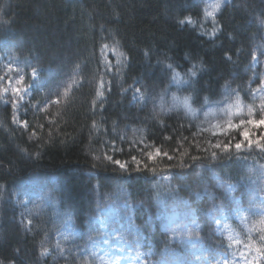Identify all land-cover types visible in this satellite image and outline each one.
<instances>
[{
	"label": "trees",
	"instance_id": "16d2710c",
	"mask_svg": "<svg viewBox=\"0 0 264 264\" xmlns=\"http://www.w3.org/2000/svg\"><path fill=\"white\" fill-rule=\"evenodd\" d=\"M210 2L0 0V54L30 88L13 99L0 82V264H101L96 246L106 233L95 218L108 206L120 208L135 264H194L159 219L173 208L197 215L191 236L208 254L264 264L256 232L252 250L244 247L247 229L264 219V149L237 150L236 131L220 137L230 149H217L205 131L228 119L221 110L237 97L233 122L264 115V0H223L215 19L205 17ZM249 131L258 140L262 128ZM229 185L248 217L231 220V241L213 221L235 205ZM28 189L37 193L26 202ZM68 228L74 233L58 239Z\"/></svg>",
	"mask_w": 264,
	"mask_h": 264
},
{
	"label": "rangeland",
	"instance_id": "374dc122",
	"mask_svg": "<svg viewBox=\"0 0 264 264\" xmlns=\"http://www.w3.org/2000/svg\"><path fill=\"white\" fill-rule=\"evenodd\" d=\"M2 54H0V69L4 72L1 75L0 82L3 85L4 88H8V92L3 91V96H10L13 99L20 98L24 99V97L30 93V88H26L22 85V82L17 83L19 80V76H14L15 69H9L7 67V64H9L8 61H5L3 59ZM255 64H258V59L256 60ZM262 70V93L264 95V58L260 62ZM4 68V69H3ZM16 77V78H15ZM32 77L35 79L36 74ZM19 87L22 89L21 93L19 95L13 93L12 89ZM25 89H27V92L25 93ZM22 97V98H21ZM249 127V126H248ZM252 128L257 129L254 125H252ZM262 128L261 135H264V126L260 127ZM250 135V131H249ZM256 135L258 133L256 132ZM261 135H258L260 137ZM229 191L231 188H228ZM26 196V202H28L33 196L36 195L37 191L34 189H28ZM264 200V195H263ZM236 203V202H235ZM240 210V212L238 211ZM237 212L242 214H237ZM120 208H117L115 206H108L107 208H104L102 211H100L99 215L95 218V222L98 224V227L103 230L106 234L102 237V241L98 243L96 246L98 249V253L101 255V258L105 261L107 260H113L116 258H119L118 264H135L136 261V255L132 251H130L128 248L130 247V244H126L124 242L123 236H122V230L121 226L123 225V221L120 217ZM189 215L187 211L185 210H177L173 214H165L160 216V218L163 220L164 226L163 229L167 230L168 232H171L173 235V239L175 241H178L180 243L186 244V250L188 251L189 257H194L198 259V263L195 262V260L190 261V263L194 264H249V262H252V264H256V261H253V259H239L236 258L235 261L230 260L228 256H219L217 254H207L206 252L208 249H201L204 253H199V248L194 247L193 243L189 241V236H187L188 232L190 231L191 227L199 228L198 222L192 221L189 219ZM245 216V213L243 212V209L238 208L237 206L233 207L232 209H222L219 211V215L214 218L216 227L218 229V232L220 234H225L227 237L231 235L233 239H238V234H235V231L233 228H231V220L237 219L240 222H242L241 217ZM190 222H192L190 224ZM225 225L230 226L231 232L229 230H226ZM182 228V229H181ZM70 228H68L65 232L60 234L58 239H64L69 238L71 234L74 233V231L70 232ZM183 230V232L181 231ZM57 249H60V246L58 245L56 247ZM213 256V257H212ZM188 259V257H185ZM188 261V260H187ZM202 261V262H201ZM163 264H185L182 261L179 260H165Z\"/></svg>",
	"mask_w": 264,
	"mask_h": 264
},
{
	"label": "snow or ice",
	"instance_id": "6c2138e0",
	"mask_svg": "<svg viewBox=\"0 0 264 264\" xmlns=\"http://www.w3.org/2000/svg\"><path fill=\"white\" fill-rule=\"evenodd\" d=\"M222 2H223V0H211V2L208 3L204 9L205 17H212L213 19H215V15L220 10ZM185 19L194 23V21L191 20V17H186ZM180 22L182 24L184 23L183 20H181ZM261 24H264V20H261ZM216 30L217 29H213V32L210 33V35H214ZM105 47H107V46H105ZM113 50H115V49H113ZM262 54H264V53H262ZM167 67L169 69H172L173 65L168 64ZM35 74H36L35 70H33V75H35ZM191 75L195 76L196 72L192 71ZM173 79H176V80L180 79V73L174 72ZM23 80H24V76L20 75L17 83H20ZM100 83L103 84V81H101ZM3 91L8 92L9 89L4 88ZM12 91H13V93L19 95L21 93L22 89L19 87H16V88H13ZM24 91L26 93L27 89H25ZM135 92L139 93L140 90L135 89ZM98 95H102V93H98ZM135 98H136V96L134 95V99ZM140 98L143 99V96L141 95ZM173 99L176 100L178 98L174 96ZM183 104L189 111H193V109L191 108L189 97L184 98ZM161 107H163V99L162 98H161ZM231 109H235V111L234 112L230 111ZM259 110L261 113H264V102H262L259 105ZM221 111H223L224 115L227 116L228 119L225 120L224 122L217 121L214 125H210L209 128L205 129V131L210 132L214 137H216V143L214 145L215 148H217V149L223 148L225 150L230 149L232 147L231 142L221 144L220 137H225V138H228L230 140L231 134L234 131H236L243 137L242 140L235 143V148L237 150L241 149L242 147H251L253 144H257L261 149H264V143H261V141H264V135H261L258 140H253L249 136V127H248L249 125H254L257 128L264 126V115H262L259 120L249 118L247 120L241 119L238 123L233 122V120L231 119V116L232 115H238V114H240V111H241V104H240L238 97L234 103L229 104L227 108L222 109ZM252 112H253L252 106L249 105L248 106L249 117L252 116ZM204 115H205V117H208L209 115H211V112H205ZM26 124H27V122H25V125ZM244 141H247V144H245ZM208 143H211V141H208ZM159 154H160V149L156 148L155 153L149 152L147 155H148L149 159L154 160L155 156L159 155ZM163 155L167 156L168 153L165 152V153H163ZM216 156H217L216 152L211 153V158H216ZM108 159L111 160L112 157L108 156ZM135 159H136L135 157H132L133 161H135ZM192 159L195 160V159H198V157H192ZM114 163L120 165L121 168L126 167V164L121 163V161H119V160H115ZM145 167H147V165H145ZM229 187H231V185H229ZM241 220H242V222L247 221L248 217L242 216ZM29 223H31V221H29ZM225 227L229 229V232H231L230 226L225 225ZM253 232H256L258 234L259 241H260V247H256L255 251L258 253L259 256L264 257V219L260 220L259 222H254L253 225L247 229V235H248V239H249L250 243L246 244L244 247L246 249H248L249 251H251L255 245V242L251 240ZM188 235L191 236L192 233L188 232ZM228 239L231 241V240H233V237L231 235H229ZM235 243H239V241L237 240V241H235ZM48 253H49V249L46 247H42L41 255H47ZM241 255H243V253H241ZM118 261H119V258H116L113 260H107V261L102 259L101 264H118ZM249 264H252V262H249Z\"/></svg>",
	"mask_w": 264,
	"mask_h": 264
}]
</instances>
